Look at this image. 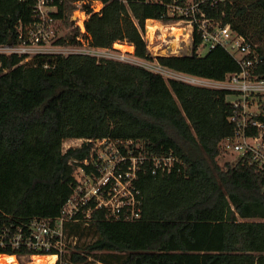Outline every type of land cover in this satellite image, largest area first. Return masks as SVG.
Instances as JSON below:
<instances>
[{"label":"trees","instance_id":"1","mask_svg":"<svg viewBox=\"0 0 264 264\" xmlns=\"http://www.w3.org/2000/svg\"><path fill=\"white\" fill-rule=\"evenodd\" d=\"M171 1L105 0L86 22L93 44L126 42L140 59L205 78L222 80L240 70L222 46L197 53V33L190 53H149L135 20L142 27L148 18L178 21L168 13ZM33 5L0 0V43L18 40L16 26L33 19ZM200 6L252 42L259 53L255 74L264 78V0H203ZM74 9L66 0L58 16L69 23ZM78 31L67 34L71 42ZM23 59L0 55V230L60 214L74 180L68 160L89 151L83 144L63 152L65 140L133 138L147 151L174 152L182 170L141 174L137 220H111L98 211L89 225L67 223L66 249L56 264H264V166L219 161V142L234 130L227 90L88 54ZM24 252L0 245V253Z\"/></svg>","mask_w":264,"mask_h":264},{"label":"built area","instance_id":"2","mask_svg":"<svg viewBox=\"0 0 264 264\" xmlns=\"http://www.w3.org/2000/svg\"><path fill=\"white\" fill-rule=\"evenodd\" d=\"M66 0H34L33 19L19 22L16 42L0 43V55L19 54L28 62L38 54L81 53L96 56L98 59H117L138 64L140 58L135 55V47L130 51L136 58H124V53H117L115 45L126 42L117 41L112 47H99L93 44V38L88 32L86 22L93 12H101L105 0H71L75 9L70 22L65 23L58 16L59 7ZM127 3V0H122ZM160 2L161 0H147ZM203 0H172L168 5V13L178 14V24H185L184 32L173 44L174 37H163L157 33L150 35V23L155 19L148 18L142 27L136 24L146 42L149 53L183 54L193 49L195 34H200L202 41L196 52H205L222 46L229 51L240 65V70L226 75L222 80L187 75L178 79L194 85L225 89L227 100L231 104L229 121L234 125L231 134L219 142L221 152L238 154V161L255 162L264 166V78L255 74L259 62V53L252 42L243 34L232 29L230 24L223 25L206 16L200 4ZM218 1V0H214ZM223 1V0H220ZM91 10V11H90ZM170 27V26H169ZM78 28L75 39L71 42L67 34ZM66 38L67 43H58ZM128 44V43H126ZM131 45V44H128ZM144 60V59H140ZM150 61V60H146ZM153 61V60H152ZM157 61V60H156ZM140 65V64H138ZM145 67V66H144ZM147 68V67H146ZM155 71V70H154ZM87 144L88 154L85 157H70L68 163L73 169L72 192L64 203L60 214L56 217L34 219L29 223L5 227L0 230V245L10 246L16 250H25L15 255L18 264L27 260L32 264L36 252H53L42 255H56V264L66 249L67 223L80 222L89 225L94 214L103 212L111 220L134 221L143 213V194L139 187L141 174H168L181 171L184 161L174 152H150L144 144L133 138L100 137V138H70L64 141L63 152L70 147ZM76 237L73 235L69 240ZM0 255H8L0 253ZM25 262V261H24ZM14 264V263H0ZM24 264V263H23ZM26 264V263H25Z\"/></svg>","mask_w":264,"mask_h":264},{"label":"rangeland","instance_id":"3","mask_svg":"<svg viewBox=\"0 0 264 264\" xmlns=\"http://www.w3.org/2000/svg\"><path fill=\"white\" fill-rule=\"evenodd\" d=\"M163 25H165L167 27L173 26V25H177V26L182 27V29H183V27H185V24H181L180 25L177 22H172V23H168V24L163 23ZM170 32H171L170 30L169 31H165V33L168 34V38L174 37L173 35H169ZM158 35H163V37L166 36V35L163 34L162 31H159L157 33V37H159ZM177 40H179V38H176L175 42L172 41V43L173 44L177 43ZM124 45H127L128 46V44H126V43ZM117 48H118V49H116V52L117 53H122L123 54V51H125V53H124V58L125 59H129V58L133 59V58H136L134 55L131 54L130 51L124 50V49L119 48V47H117ZM202 51L205 52V53L207 52L206 48H202ZM137 63L140 64V65H142V66H145V67H147L149 69H152V70H155V71L161 73L167 80H169L171 78H173V79H182V78H185L187 76V75L181 74V72H177V71H174V70H172L170 68H167V67H164V66L160 65L158 63V61H156V60H154V61H146V60H140L139 59V61ZM238 158L239 157H238V154L237 153H234V152H226V153L225 152H221V155L219 156V161H220V163H223L224 161H230L232 163H235L238 160ZM89 238L90 237L85 238V239H89ZM92 258L93 257H90V260ZM24 261L23 260H20V264H23V263L24 264L25 263L27 264V260H24Z\"/></svg>","mask_w":264,"mask_h":264},{"label":"bare ground","instance_id":"4","mask_svg":"<svg viewBox=\"0 0 264 264\" xmlns=\"http://www.w3.org/2000/svg\"><path fill=\"white\" fill-rule=\"evenodd\" d=\"M156 29H160L164 35H167V33H165V31H171L172 34H174V39L176 40V38H179L180 35H182V33L184 32V30L182 29V27L177 26V25H173L170 27H167L165 25H163L162 23H160L159 21H155L154 23H150L149 26V31H150V35L154 34V31ZM163 36V35H162ZM174 40V42H175ZM116 47L122 48L124 50H128V51H133L134 47L132 45H123V44H119L117 43L115 45ZM56 255H41V254H37L35 255L33 258V262L32 264H53L56 260ZM0 263H14V264H18V261L15 257V255H0Z\"/></svg>","mask_w":264,"mask_h":264},{"label":"crops","instance_id":"5","mask_svg":"<svg viewBox=\"0 0 264 264\" xmlns=\"http://www.w3.org/2000/svg\"><path fill=\"white\" fill-rule=\"evenodd\" d=\"M160 22V21H159ZM160 23H162V22H160Z\"/></svg>","mask_w":264,"mask_h":264}]
</instances>
